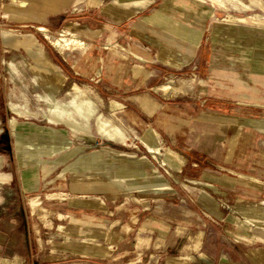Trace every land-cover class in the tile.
Wrapping results in <instances>:
<instances>
[{"label": "crops", "instance_id": "1", "mask_svg": "<svg viewBox=\"0 0 264 264\" xmlns=\"http://www.w3.org/2000/svg\"><path fill=\"white\" fill-rule=\"evenodd\" d=\"M39 2L3 8L19 28L0 30L8 70L57 93L98 77L129 93L134 117L168 148L173 179L137 198L163 177L139 187L144 171L131 170L119 189L75 164L70 139L30 124L13 139L0 118V264H264V28L226 19L264 0H73L43 4L44 16ZM39 27L86 47L61 59ZM172 78L173 94L154 90ZM141 87L158 97L132 94Z\"/></svg>", "mask_w": 264, "mask_h": 264}, {"label": "rangeland", "instance_id": "2", "mask_svg": "<svg viewBox=\"0 0 264 264\" xmlns=\"http://www.w3.org/2000/svg\"><path fill=\"white\" fill-rule=\"evenodd\" d=\"M72 1L73 0H42V3H38L39 15L44 16L48 11L43 4L51 3L59 11L69 6ZM6 4L7 0H0V30L14 33L10 31V29L19 28L10 25L13 24L12 22L6 23L1 17L3 8L13 10V5L9 4L6 7ZM243 5L247 11L253 12H248L243 16L235 15L231 12L229 14L234 17L252 16L264 21V4H261L260 11H255L253 6ZM234 17L228 16L226 19H228L230 23L243 24L236 21ZM243 25L254 26L260 29L264 28L259 25ZM37 37L40 43H42V41L46 42L47 47H51L54 53L61 59H63V57L67 58V54L71 51L76 54L75 46L68 48L63 42L57 46L52 44V41H56L62 37L61 32L51 35L49 32L39 31ZM44 37H47V40ZM70 65L72 66L73 62H69L66 68L75 71L76 68L72 69ZM194 72L195 71H192V73H190V76L193 78L196 77ZM24 79L25 78H20L18 75H14V73L10 72V70H8L7 61L3 57H0V118L2 120V128H4L5 131L8 130L13 139L17 131L13 130L12 125L19 127L30 124L35 127L37 134L39 133L46 137L63 135L66 139H70L69 151L70 153L77 151L74 156L78 158L93 155L98 156L101 171L108 175L112 174L111 176L115 179L119 189H127L125 188V181L128 180V178H133L129 171L141 169L144 171V174L141 176H134L135 185L147 187L150 182V180L147 179L148 177L152 179L160 175V177H163L161 183L169 187L168 181L173 179V171L170 165L163 162L166 161L170 164L169 160L166 159V157H168V148L163 144V140L159 135L161 154L150 153L147 147L140 142L139 137L144 135L147 130L155 131L151 127L145 125L141 121V118L136 119L134 117V113L137 112V110L135 106L127 100L128 95H130L129 93H124L115 86L105 83L103 77L100 78L101 80H99L98 77L92 81L82 78V81L80 80L81 84L77 83L78 85H71L72 88L69 87L70 89L68 91H59L58 93L51 88L35 83V79L32 77H28L26 80ZM174 81L175 80L172 78L171 80H166L162 85L167 84L172 86ZM162 85L155 87L154 90L159 94H173V90L171 89L168 93L158 90ZM156 92L154 93L148 91L145 87H141L139 90H133L132 94H149L152 97H158ZM65 105L68 106L69 113L62 112V107ZM9 106L10 109L11 107H16L18 111H8ZM52 106L58 107V109H56L57 120L49 118L50 108ZM83 110H85V112ZM69 119H73L83 128L78 130L73 129L68 123ZM114 129H120L125 133L127 136L125 143L107 133V131ZM132 131L137 134L136 137L132 135ZM56 141L57 144L61 145L64 140L59 138ZM143 163L155 166L158 169V173L154 172L152 166L143 165ZM104 166L112 168L114 172L111 173L109 171L110 169H105ZM117 170L118 174L121 173L122 175V173H124L125 177L123 175L119 177L116 173ZM126 177L128 178L126 179ZM150 195H154L153 191H146L143 193L135 191L134 193V196L137 198L150 197Z\"/></svg>", "mask_w": 264, "mask_h": 264}, {"label": "bare ground", "instance_id": "3", "mask_svg": "<svg viewBox=\"0 0 264 264\" xmlns=\"http://www.w3.org/2000/svg\"><path fill=\"white\" fill-rule=\"evenodd\" d=\"M229 17H233V16L230 15ZM234 19L236 21L240 22V23H243V24L259 25V26H263L264 27V21L263 20L254 18L252 16H250V17H234ZM38 30L41 31V32H48V30L45 27H39ZM62 42L65 43V45L68 46V48H71L72 46H75V48H77V47L85 48V43L81 42L80 40H78L75 37L68 36L66 32L62 33V37L60 39H58L56 41H52V44L57 46V45H60ZM171 88H172V86L166 84V85H162L161 87H159L158 90H162L165 93H168ZM56 109H58V107H56V106H52L50 108V116H49L50 119H56L57 120V118H56V112H57ZM11 110L12 111H18L16 107H11ZM62 110H63L62 112L69 113L67 105L63 106ZM83 111L85 112V110H83ZM68 123L75 130L83 128L81 125H79L73 119H69ZM12 128H13V130H15L16 126L12 125ZM262 130L264 131V129H262ZM107 133L110 136H114L113 134H115L118 140L122 141L123 143L126 142L127 136L120 129L112 130L111 131L112 134L110 133V131H107ZM139 140H140V142L143 145H145L147 147V149H148V151L150 153H152V154H155V153L161 154V149L159 147L160 140L158 138V134L157 133H155V132H153L151 130H147L144 135L139 137ZM75 153H77V151L71 152L69 154V156H72ZM98 159H99L98 156H94V155L93 156H89V157H87V156L86 157H79L76 160L75 164L76 165H80V166L90 167L91 169L92 168H96L98 170V169H100V161ZM163 162L165 164L171 165V164L167 163L166 161H163ZM118 175H119V177L122 176L121 173L118 174ZM154 186L155 187L152 188V189H148V190L136 189L135 191L143 193V192H146V191L161 192V191L169 190V187L166 186V185H154Z\"/></svg>", "mask_w": 264, "mask_h": 264}]
</instances>
